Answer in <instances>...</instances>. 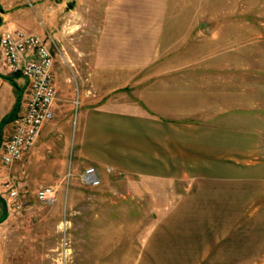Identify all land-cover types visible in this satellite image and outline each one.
Listing matches in <instances>:
<instances>
[{"label": "rangeland", "instance_id": "obj_1", "mask_svg": "<svg viewBox=\"0 0 264 264\" xmlns=\"http://www.w3.org/2000/svg\"><path fill=\"white\" fill-rule=\"evenodd\" d=\"M9 28L44 38L66 77L85 79L91 59L116 58L114 72L130 81L104 99L91 95L90 104L140 101L143 87L133 82L168 72L196 95L190 105L200 112L192 120L258 131L264 145V0H0V34ZM150 55L155 59L142 65ZM5 77L23 87L24 76L11 73L0 52V264H199L197 257L133 256L153 249L148 239L158 216L135 207L150 196L136 194L138 177L112 172L87 186L80 174L91 165L82 164L69 182L65 175L56 203H41L36 192L45 184L18 167L22 160L3 162L5 128L29 97ZM76 121L75 114V128ZM12 188L20 206L9 210Z\"/></svg>", "mask_w": 264, "mask_h": 264}, {"label": "crops", "instance_id": "obj_2", "mask_svg": "<svg viewBox=\"0 0 264 264\" xmlns=\"http://www.w3.org/2000/svg\"><path fill=\"white\" fill-rule=\"evenodd\" d=\"M154 59L150 55L141 63ZM91 61L88 80L81 74L66 77L55 63V116L18 167L32 174L35 182L58 188L68 170L77 173L82 164L96 166L103 178L112 172L138 177L136 194L150 196L149 201H136L135 207L153 209L158 216L148 239L153 249L145 247L133 256L197 257L199 264H264L262 135L192 120L200 112L198 104L192 108L193 95L179 83L182 79L168 72L133 82L136 89L143 87L140 101L116 103L109 98L90 104L96 101L91 95L104 99L130 81L114 72L120 66L116 58ZM168 74L166 83L158 82ZM149 80L153 82L142 85ZM4 81L24 95L30 91L26 77L23 87L19 79ZM14 118L5 128L10 134ZM118 204L120 208L127 202Z\"/></svg>", "mask_w": 264, "mask_h": 264}, {"label": "built area", "instance_id": "obj_3", "mask_svg": "<svg viewBox=\"0 0 264 264\" xmlns=\"http://www.w3.org/2000/svg\"><path fill=\"white\" fill-rule=\"evenodd\" d=\"M0 52L4 66L11 73H20L30 82L29 97L25 110L13 120V129L4 144L3 162L11 165L21 160L26 153L37 144L44 125L51 121L54 105L57 100L55 82V54L50 44L42 37L24 30L7 29L0 34ZM81 103V93L76 89L74 104L78 109ZM73 175L68 170L65 181L69 182ZM83 184L98 186L101 175L94 165L88 166L80 174ZM11 182L6 186L10 187ZM59 188L56 185L41 186L37 192V199L46 205L56 203ZM19 192L10 189L7 208L19 207Z\"/></svg>", "mask_w": 264, "mask_h": 264}, {"label": "trees", "instance_id": "obj_4", "mask_svg": "<svg viewBox=\"0 0 264 264\" xmlns=\"http://www.w3.org/2000/svg\"><path fill=\"white\" fill-rule=\"evenodd\" d=\"M6 78H8V77H6ZM10 80H12L11 78H9ZM15 85H16V87H17V84L16 83H14Z\"/></svg>", "mask_w": 264, "mask_h": 264}]
</instances>
